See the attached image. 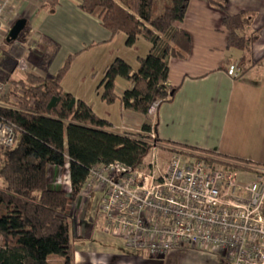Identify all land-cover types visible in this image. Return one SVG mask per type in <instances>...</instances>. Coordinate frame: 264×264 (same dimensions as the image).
Here are the masks:
<instances>
[{
  "label": "trees",
  "instance_id": "1",
  "mask_svg": "<svg viewBox=\"0 0 264 264\" xmlns=\"http://www.w3.org/2000/svg\"><path fill=\"white\" fill-rule=\"evenodd\" d=\"M79 1V10L98 20L110 37L123 34L126 47L138 39L150 44L149 53L138 58L137 70L116 59L105 69L97 88L105 105L118 102L123 111L141 115L144 123L139 133L114 132L109 122L62 90L61 81L76 54L67 56L53 76L25 72L21 80H12L9 71L15 64L6 48L14 42L4 41V48H0V80L22 94L14 103L2 99L5 107L0 108V121L14 132L12 146L0 151V264H48L49 256L61 258L62 264H72L71 203L94 166L119 163L134 170L143 164L152 147L149 134H154L156 127L149 111L152 106L171 100L176 92L166 86L168 62L186 60L190 53V38L179 27L189 0ZM207 2L224 11L222 2ZM252 22L253 15L247 12L227 15L222 21L227 31L226 50L239 54L237 78L257 64L252 60V47L259 39L260 29H252ZM24 38L22 31L16 41ZM41 42L43 52L35 58L34 66L46 72L58 45L47 37H42ZM227 62L225 59L222 65L225 72ZM116 81L130 87L119 97ZM155 142L161 150L188 159H204L229 173L254 175L259 168L218 154ZM49 166H67L70 195L49 187ZM98 202L99 196L93 195L85 215L84 236L90 237L98 226ZM262 212L264 215V203Z\"/></svg>",
  "mask_w": 264,
  "mask_h": 264
},
{
  "label": "crops",
  "instance_id": "2",
  "mask_svg": "<svg viewBox=\"0 0 264 264\" xmlns=\"http://www.w3.org/2000/svg\"><path fill=\"white\" fill-rule=\"evenodd\" d=\"M218 1L223 3V12L211 7L207 0L188 2L179 27L190 38V53L186 60L168 62L166 86L176 92L171 100L151 107L149 113L156 123L153 135L163 144L186 146L264 168V0ZM79 3V0H0L4 9L0 37L15 21H26L24 41L7 46V54L12 59L13 53L24 59V65L34 66L35 58L43 52L41 38H50L58 45V51L46 72L33 67L32 74L53 76L67 56L76 54L61 81L62 90L109 122L114 132L139 133L144 118L123 111L118 102L105 105L97 88L105 69L114 60H122L137 70L138 58L145 57L151 46L138 39L133 46L126 47L123 34L110 37L98 20L79 10ZM240 12L252 14V29H260L259 39L252 47V60L257 64L242 77L231 79L222 65L225 59L237 60L239 54L226 50L227 31L222 21L225 16ZM116 87L118 97L130 88L119 81ZM159 153L167 158L173 154L163 149ZM59 169L49 166L47 181L49 172ZM253 176L241 174L239 179L247 184L253 181ZM86 224L85 221L84 228ZM70 227L74 241L87 243L73 246L72 264H228L219 256L190 250H177L154 259L144 251L126 249L122 244L99 253L91 245L96 242L106 245L107 238H96L97 228L90 237H75L71 222Z\"/></svg>",
  "mask_w": 264,
  "mask_h": 264
},
{
  "label": "built area",
  "instance_id": "3",
  "mask_svg": "<svg viewBox=\"0 0 264 264\" xmlns=\"http://www.w3.org/2000/svg\"><path fill=\"white\" fill-rule=\"evenodd\" d=\"M4 14L0 5V20ZM20 68L24 59L17 58ZM226 75L238 76L237 61L229 59ZM20 90L0 80L2 99L17 101ZM151 151L143 164L129 170L119 163L96 165L69 214L76 236L85 225L93 195L99 196L96 219L99 230L126 249L164 258L177 250L219 256L228 264H264V168L253 181L240 182L241 172L229 173L204 159L171 154L162 164L153 133ZM14 132L0 121V151L13 144ZM68 189L63 191L70 195ZM83 236V232L80 237Z\"/></svg>",
  "mask_w": 264,
  "mask_h": 264
},
{
  "label": "rangeland",
  "instance_id": "4",
  "mask_svg": "<svg viewBox=\"0 0 264 264\" xmlns=\"http://www.w3.org/2000/svg\"><path fill=\"white\" fill-rule=\"evenodd\" d=\"M7 32H6V34H7ZM6 34L3 35L2 37H0V48H4V41L6 38ZM14 53H17V51H14ZM11 55L13 56L12 61L15 64V66L12 68V70L9 71L12 80H15V81L21 80L23 78L25 72L32 73L31 70H33V67H35V66H32V65L29 66V64L27 63L25 65L26 68L23 70L22 68H20V65L17 62V58L13 55V53ZM34 70H36V67ZM2 71H3V65H2V60H0V72H2ZM40 71H42V70H40ZM35 73H37V72H35ZM35 73H33V74H35ZM119 82H121V84L126 85L122 81H119ZM116 89H117V87H116ZM161 154L162 153H158V159H159L160 163L164 164L167 161V157H166V155H164V154L161 155ZM67 180H68V168L67 167L60 168L57 172H51V173L49 172L48 184H49L50 188L51 187L52 188H58V190H63V188L68 189ZM84 227H85V225H82L81 230L78 231V237H80L82 232H83V236H84V229H85ZM72 233H73V236L77 237L74 228L72 229ZM95 234H96L95 235L96 238L97 237L99 239L107 238V239H105L107 242L106 245H104V243L101 244V243H97V242L93 243L91 245V249H97V250H99V253L109 252L110 251L109 248L110 249H117V247H120V244H122L119 240L102 233L99 230V225L97 226ZM78 244H87V243L83 242V241H74V239H72V246L78 245ZM47 261H48V264H62V261L60 260V258L56 257V256H49Z\"/></svg>",
  "mask_w": 264,
  "mask_h": 264
},
{
  "label": "water",
  "instance_id": "5",
  "mask_svg": "<svg viewBox=\"0 0 264 264\" xmlns=\"http://www.w3.org/2000/svg\"><path fill=\"white\" fill-rule=\"evenodd\" d=\"M25 26H26L25 20L20 19V20L15 21V23L11 26V28L7 32L5 41L16 42L20 33L24 31Z\"/></svg>",
  "mask_w": 264,
  "mask_h": 264
}]
</instances>
